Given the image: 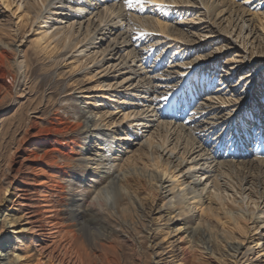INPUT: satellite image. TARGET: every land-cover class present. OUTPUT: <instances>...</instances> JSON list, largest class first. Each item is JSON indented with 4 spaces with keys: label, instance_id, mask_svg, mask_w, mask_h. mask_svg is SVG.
Masks as SVG:
<instances>
[{
    "label": "bare ground",
    "instance_id": "1",
    "mask_svg": "<svg viewBox=\"0 0 264 264\" xmlns=\"http://www.w3.org/2000/svg\"><path fill=\"white\" fill-rule=\"evenodd\" d=\"M19 2L14 10L12 9L14 1L0 0V4L13 11V15H17L20 20L15 26V31L23 32L21 36L23 41L26 34L31 31L38 35V39L33 44L39 53L46 54L51 60L52 67L56 66L59 69L58 67L64 62H69L72 65L70 73L84 68L83 72L87 76L92 74L89 65L97 66L101 73L107 75L119 72L115 71L119 67H125L124 70L127 72L121 79L108 75L112 78L109 82L105 80L98 82L97 87L106 88V92L101 93L100 96L111 101L109 107H113V110L109 107L98 108V102L102 101L100 98L95 99L96 106L90 107L95 97L93 94L87 95L83 107L74 103L69 105L68 102L71 100L75 102V98L62 100L67 101L68 105L58 111L63 115L57 125L61 128L51 126L49 132L59 135L62 140L56 138L57 146L65 151L72 150L73 155L65 157L63 156L66 155L65 153L56 149L57 155L46 164L50 172L42 167L39 168L41 164L37 161L45 157L33 152L35 151L34 148L32 149L35 144L33 137L36 134H31L27 129L17 146L15 144L11 159L22 152L25 156L15 166L11 165L13 162L10 161L5 169L4 175L9 182L0 193V214L3 210L1 206L5 202L4 197H10L6 200L5 206L7 211H16L18 218L14 219L13 216V220H10L9 215L5 213L4 222L10 227L19 223L21 229L14 230L12 236L16 244L12 251L14 259L10 262L9 257H6L9 260L6 264H144V262L172 264L164 256V253H167L164 242L181 231L184 233L183 238H187L193 248L199 247L215 257L216 251L226 252L221 250L228 245L233 250H237L236 252L241 250V244L235 246L230 242L236 239L239 241L242 236L245 239L252 232L248 227L250 221L255 220L254 225L257 223L253 227L254 231L257 230V234L260 232L264 234L260 226L262 222H258V219H261L260 215L258 218L256 210L246 208L245 204V201L251 200L256 205L258 203L254 200L264 197V132L255 136L256 143L252 144V147V135H255L253 131L255 128L259 130L260 126L258 111L257 108L254 109L253 117L249 110H241L244 102L249 100L258 102V96L250 99L252 95L250 97L244 95L247 92L244 91L246 88L244 89L243 85L234 86L230 70L223 72L224 75H219V79L212 77L218 74L215 70L218 64L211 60L213 54L202 50L194 39L190 40L188 33L180 26L182 22L176 24L178 9L174 7L181 4V0H151L143 5L142 11L139 5L129 9L125 0H20ZM254 2L256 5L251 9V4ZM183 3L187 7H202L204 18L214 25H217V20L222 24L221 19L228 15L225 18L227 20L217 29H221L223 32L221 34L224 35H230L232 30L239 31L236 32L237 39L239 36H244V39L242 38L244 56L240 59L244 64L251 66L258 60L264 61V0H247L244 5L236 0H184ZM60 7L62 10L58 9ZM150 10L157 12L154 14L157 18L149 16ZM252 10L253 19L246 20V14L251 13ZM64 11H69L71 16L66 23L63 22L65 20L63 17L54 16L60 14L62 16ZM45 14L53 15V21H60L61 27L49 33L42 26L36 27L37 22ZM123 20L127 21L126 27L121 24ZM226 23L227 26H224ZM149 31L164 34L168 39L173 37V42L179 43L181 40L185 45L175 44V52L177 55L184 53L189 55L188 57H196L187 62L192 70L207 63L202 69L198 68V77L192 78L190 75L180 74L178 76L175 73V76L164 74L165 70L160 72L163 60L156 57V48L148 45V42L154 39L148 41V36H151ZM4 32L0 28V79H12L14 85L5 82L0 84L2 99L18 94L20 89H17L21 86L23 77L22 69L25 67L20 61L18 46L13 47L12 41L4 38ZM232 43L235 41L229 39L228 44L223 45L221 49L232 47ZM80 45L86 49L82 54L88 52L85 60L83 57L75 58L72 55L73 52L78 51ZM186 45L193 47L195 56H191L187 48L184 49ZM11 52H15L17 57H12ZM143 54L145 58L142 62L146 65L145 68L150 65L149 69L146 68L150 72L130 66L131 61L139 60ZM239 55L242 54L239 52ZM182 66L184 69L185 66ZM211 72H213L211 78L206 81V74L210 76ZM149 74L159 77L161 86L170 88L173 93L162 92V88L153 84L154 81L151 80L152 76L148 77ZM95 77L98 75L95 74L91 78ZM256 78V71H252L246 74L244 82ZM215 81L220 82L218 93L222 97V103L229 105L235 103L236 112L241 110L239 112L241 115L238 118L239 113H237L236 119L244 126V133L239 126L228 127L229 115H234L235 110L227 115L226 109L207 102H199L195 98V95L200 93L198 85L201 84L203 90L206 87L205 83L215 84ZM125 83H130L129 88L127 87L128 89L126 88L121 94L118 93L119 91L116 92L119 88H125ZM111 86L115 88L113 95L110 92ZM179 88H181V98L178 96L179 91L177 92ZM130 93L138 100L146 97L150 100L141 102V105L139 103L140 109H132L131 106L133 111L124 113L123 118L119 117L118 113H121L120 109L129 99ZM259 95L264 99V86L260 88ZM173 97H177L180 103H177V99ZM244 98L249 99L245 101ZM144 104L146 106H143ZM153 104L161 106L157 111L158 114L156 113L159 115L158 124L156 127L153 126L157 132L155 137L152 134L150 138L142 141V138L137 136V126L126 128L125 124L129 126L133 119L140 118L144 114L151 113L154 116L156 108L150 109ZM196 104L197 108L194 112ZM254 106H258V103ZM259 109L262 110L261 107ZM259 115L262 114L259 112ZM142 120L146 122L147 119ZM173 123L177 124L174 132L177 142L170 149L175 152L180 142H183L185 148L182 157H174L175 153H169L170 149L167 151L168 144L173 143L170 142L169 135L174 128ZM250 125H253V130L247 128ZM30 126L28 128H31ZM204 126L206 130L201 129ZM114 128L115 131H112ZM67 135L71 136L67 137ZM138 138L141 141L136 142ZM80 139L87 142V146H80ZM114 139L122 141L120 144L127 151L126 153L132 155L126 156L123 153L120 158L114 157L113 155L119 150ZM69 144L76 145L77 152ZM90 146L92 147L89 148ZM50 151L52 150H45L44 155H49ZM190 153L195 156L192 159L194 164L216 168L224 177L225 184L238 194L242 195L244 192L246 195L245 189L248 188L250 193L246 195L247 199L241 202L231 201L234 205L231 206L225 201L228 198L224 200L217 194H211L208 198L209 203L203 207L207 199H204L199 191L205 188H200L195 182V174L191 173L192 168L187 164L185 155ZM120 160L121 165H116ZM59 161L70 163L68 170H64L65 168L62 170ZM200 162L203 164L200 165ZM52 166L56 167L52 168ZM37 170H40L41 174L34 177L38 174ZM184 174L185 179L180 181L179 177ZM139 185L140 188L142 185L147 187V199H143L140 193L138 194L140 189L137 192L135 187ZM216 186L222 189L218 185V179ZM165 190V197L161 198ZM158 196L162 199L163 205L156 206L159 217L152 223L153 220H148L155 211ZM197 207L202 209L200 215L195 214ZM160 220L164 221L163 225L159 224ZM175 220L183 222V225L178 227ZM4 226L5 224L2 227ZM5 234L2 228L0 252L4 248L2 239ZM174 242L168 240L167 245H171L172 248ZM257 242L261 243V239ZM137 245L144 250L139 252ZM128 252L134 258V262L128 256ZM222 253L219 254L222 255L223 260ZM1 257L0 262L3 259Z\"/></svg>",
    "mask_w": 264,
    "mask_h": 264
},
{
    "label": "rangeland",
    "instance_id": "2",
    "mask_svg": "<svg viewBox=\"0 0 264 264\" xmlns=\"http://www.w3.org/2000/svg\"><path fill=\"white\" fill-rule=\"evenodd\" d=\"M12 1H14V5H13L12 9L15 10L14 7L16 6L17 3L18 4L20 3L19 2L20 0H12ZM183 1L184 0H181L182 3H183ZM236 1H238L242 5L246 4L245 1L247 2V0H236ZM182 3L178 4V5H176V7H174L175 9H178L176 11V18L178 19V21H176L177 22L176 24H179L180 22H182V23H180V26L182 27L183 30H185L186 33H188V36L191 38L190 40L194 39V41H196L195 43H197V45L200 48H202V50L207 51V53L213 54V58L211 60L216 61V64H218V65H216V69H215L218 72V75H224L223 72H226L227 70L232 71V77H233L232 82L234 81L233 82L234 86L237 84H239L240 86L243 85V88L244 89L246 88V90H244V91L247 92V94H244V95L247 97H250L252 95V97L250 99H253L254 98L253 96H258V99H257L258 102L257 101L251 102L250 100L248 102H244V104L246 106L250 107L249 112H251L250 114L254 117V113H255L254 109L255 108H257V111H258L259 107H261L262 109L264 108L263 105L260 104L262 101H264V99L261 97V95H259L260 88H262L264 86V61H263V59L258 60V62L252 66L247 64V63L244 64V61H242L240 59L241 56H244V53H243L244 52V44H242V41H243L242 38L244 39V36H239V38L237 39V35H238L237 33L239 31L233 32V30H232V33L230 35H224V34H221V33H223L221 31V29H217L219 25L220 26L223 25V23L227 20L225 18H227L228 15H225L221 19V20H223L222 24L220 23V21L217 20L216 21L217 25H214L213 22H210V21H208V19L206 20L204 18L205 16L203 15L204 13L202 12L204 10L202 7H200V6H188L187 7L184 3L183 4ZM255 5H256L255 2L252 3L251 9H253ZM242 8H244V6ZM58 9L62 10L61 7ZM155 12L156 11L150 10L149 16L151 18H154V17L157 18V16L154 15L157 13V12L156 13ZM47 15L48 14H45L41 17V19L37 22L36 27L42 26L43 29H46L48 31L47 33L58 30L62 25L60 23V21L54 22L53 21V18H54L53 15H50V16H47ZM252 15H253V10L251 13L246 14V20L253 19ZM54 16L61 17V18L63 17L65 19L63 21L64 23H66V20H68V18L71 17L69 11H66V12L64 11V13H62V16H61V14L60 15H54ZM222 16H223V14H222ZM61 18H59V19L61 20ZM235 19H236V17H235ZM19 21L20 20L17 18V15H15V16L13 15V11L5 8V6H2L0 4V28L5 31L4 32L5 34H3L4 38L7 41H12L11 43H13V45H14L13 47L18 46V48L20 50V57H21L20 61H22L24 63V66H25L24 69H22L23 77L21 79V82H22L21 86L17 89V90L20 89L19 90L20 93L18 92V94H14L13 97H7L5 99H2V94L0 93V119H1L0 120V193H1L2 189H4V187H6L8 185L7 182H9V180L4 175L7 165L11 161V162H13L11 165L15 166V164H17L22 159V157L25 156L24 155L25 153L22 152L19 156H17L16 158H13V160L11 159L12 153L15 151L14 147L17 146L19 139L25 134L27 129H29L31 134H36L35 137H33V142H35V144L32 147V149L34 148L33 150H35L33 152H35L36 154H39L42 157H45L43 160L37 161L41 164V166L39 168L42 167L47 172H50V169L47 168L46 164H47L48 160H52L57 155L56 149H59L63 153H65L66 155H63L65 157H68V155H73L72 150L65 151L59 145L57 146L56 138L57 139L60 138L59 140H62V138L59 135L58 136L53 135V133L49 132L53 126L56 128L60 127V126L57 127V125L59 124L60 119L63 118L62 117L63 115H60L61 113L58 111H60L59 109L61 107L68 105L67 101L66 102H63V101L66 99L71 100L70 98H75L76 101L75 102H73L72 100L69 101L68 102L69 105H70V103H74L75 105L83 107V106H85L84 104H85V101L87 99V95L93 94V95H95V97H94V101L92 100L93 102L90 103V105H89L90 107L96 106L94 103L95 99L100 98V100H102V101L98 102L99 103L98 108H101V109L108 108L111 101H109V100L107 101V99H103L100 96L101 93L106 92V90H105L106 88L103 89L104 87L103 88L97 87L98 82L104 81V80L109 82L112 79L111 77H113V76H117L118 78L121 79L127 72V71L125 72V70H124L125 67L124 68L119 67L115 71H119L120 73L116 72L114 74H108L109 76H111V77H109L107 74L101 73L97 66L89 65L88 67L90 68V71L92 72V74L87 76L83 72L84 68L79 69V71L77 70L75 72L70 73L71 69H72V65L69 62H64L61 66L58 67L59 69H57L56 66L52 67L51 66L52 65L51 60L47 58L46 54L39 53L33 44V42H35V40L38 39V35L36 33H32V31L30 33H27L26 38L23 41L21 39L23 32H20V31L16 32L15 31V26L17 25V23ZM126 23H127L126 20L121 21V24L125 27L127 26ZM224 26H227V23ZM219 31H220V33H217ZM130 32L134 33L131 30H130ZM157 33L154 31H149V34H151V36H148V41H150L152 38H154V39L151 40L152 42L151 41L148 42V45L156 48V51H157L156 57L162 58V60H163L162 65H166V67H164V68L161 67L160 72L165 70L164 74H173L174 76H175V74L176 75L178 74V76H179V74L181 76L182 75H184V76L190 75L192 78L198 77V75H197V73H199L198 68L202 69L203 67L206 66L207 63L202 64V65H200L197 68L192 70L190 68L191 66L187 65V62L195 59L196 57L195 58L188 57L189 55H184V53H183V55H181V54L177 55L175 52L176 51V47H175L176 45L175 44H179V43H180V45H185V44L181 40L179 43L173 42V40H174L173 37L168 39V38H166V35H164V34L160 35L159 32H157ZM212 33H216V34L212 35ZM164 37H165V39H164ZM229 39L232 41H235V43H232V47H223V49H221L223 45L228 44ZM22 41H23V43H22ZM156 44H158V45H156ZM168 46H170V47H168ZM185 48H187L188 53L191 52V54H192L191 56H193V55L195 56V51H194L192 46L186 45V46H184V49ZM220 49L222 52H220ZM85 50H86L85 47H82L80 45L78 47V51L73 52V54L72 53L71 54L75 58L83 57V59L85 60L86 56L88 55V52L87 53L85 52L82 54V51H85ZM122 51H124V48H122ZM235 52H237V53H235ZM239 52L242 55H239ZM15 54H16L15 52H11V56L16 58L17 54L16 55ZM183 56H185L184 57L185 59L182 58ZM144 58H145V55L143 54V56H141V58L139 60L134 61V62L131 61L130 66H133V67L135 66V67L142 69L143 71H149L150 72V70H147L145 68V66H144L145 64H143V62H142V60ZM199 60H201V59H199ZM185 62H186V64H185ZM202 63H203V61H202ZM111 64H113V63H110V65ZM182 65L185 66L184 69H183ZM185 68H187V69H185ZM188 68H190V69H188ZM53 70H55V71H53ZM252 71H256L257 78L253 79V81H251V79H248V80L245 79L246 82H244V78L246 77V74H248L249 72H252ZM51 73H53V74H51ZM54 74H55V76H53ZM95 74L98 75V77H95L92 79L91 77ZM150 76H152V78ZM148 77L154 81L153 84L155 86L162 88V90H161L162 92L164 91L167 94H171V92H172L171 89L170 88H164L163 86H161V83H160L161 79L159 77H156L155 74H149ZM218 79H219V77H218ZM2 80H4V81L2 82ZM4 82H5V84H8V85H12V84L14 85L13 80L9 79V78H1L0 79V84H4ZM17 83H18V81H17ZM17 83H15V84L17 85ZM261 83H263V85H261ZM125 84H126L125 88L124 87L119 88L120 90L117 89L116 92L119 91L118 93H120V94L123 91L125 92L126 88L127 87L129 88L130 83H128V84L125 83ZM171 86H174V85H171ZM205 86L206 87H205V89H203L204 90L203 91V90H201V84H200V86L198 85V89H199L200 93H199V95H195V98L198 99V101L200 100V102H202V103L207 102V103H210L211 105H215L216 107L224 108L227 110V115L230 114L231 111L235 110L234 115L233 114L229 115L230 119L235 117V115H237V113H239L241 110L244 109V106H243V108L239 112H236V108H237L236 105L237 104L234 103V104L229 105V104L222 103V100H221L222 97H220V93H218L220 90L219 85L215 88V84H210V83L206 84L205 83ZM90 88H92V89H90ZM114 91H115V88H113V86H111L110 92L112 93V95H113ZM203 95H205V99H202L203 100L202 101L201 98L203 97ZM114 96H117V95H114ZM117 98H120V97H117ZM128 98L129 99L126 100L125 104L122 105V109H120L121 113H118V114H120L119 117L122 116V118H123L124 113H128V111H130V110L133 111L132 110L133 108L138 109L139 106L142 104L141 102L150 100L147 97L138 100L135 97V95L131 94V93L128 95ZM248 99L249 98H244L245 101H247ZM83 101H84V103H83ZM134 102L136 103L135 105H134ZM178 102L180 103V101H178V99H177V103ZM64 103H66V104H64ZM139 103H140V105H138ZM257 103H258V106H254V105H257ZM131 106H133L132 109H131ZM143 106H146V104H144ZM160 107L161 106L158 104H155V105L153 104V106L150 109L152 110V108L153 109L156 108V110L154 112V114H155L154 116H152L153 114H151V113L144 114L143 115L144 117L141 116L140 118L133 119L131 121L132 124H130L129 126L127 124H125V127L126 128H129V127L132 128V127L137 126V129H138L137 136L142 138V141L150 138L152 136V134H153V136L156 135L157 131L155 130L154 127H156V125L158 124L157 118L159 115H156V113H157V111H159ZM109 108L112 109L113 107H109ZM145 108H146L145 110H147V107H145ZM157 108H158V110H157ZM137 111H139L140 114L142 113V111L140 112V110H137ZM160 112H162V110ZM160 112H159V114H160ZM240 114L241 113H239L238 116H240ZM145 118L147 119L146 122H144L142 120ZM155 119H156V121H155ZM154 123H156V124H154ZM250 124H252V122H250ZM29 125H31L30 126L31 128H28ZM175 125H177V124L173 123L172 126H174V128H173L174 130L172 129L170 132L171 134H169L171 136L170 142L171 143L173 142V143L168 144L167 151L170 148L172 149L173 144H175L177 142L176 138H175L176 133H174V132H176L175 129L177 128V126H175ZM232 126H234V127L239 126V128L244 133V126L242 125L240 120L236 119V121L232 124ZM228 127H229V125H228ZM247 128H249L250 130H253V125H250V127L248 126ZM201 129L206 130L207 128H205V126H204ZM40 131H42V132H40ZM112 131H115V128ZM160 131H161V129H160ZM253 132L255 135H252L251 146H252V144L256 143L255 136L256 137L259 136V130L257 128H255ZM38 133L40 135H38ZM69 136H71V135H67V137H69ZM78 138H79V136H78ZM36 140H38V141H36ZM114 141H116V144L118 145L117 148L119 149L113 155L114 157L120 158L123 153L126 154V156L132 155V153H126L127 151L120 144V143H122V141L119 142L116 139H114ZM138 141H141V139L138 138L136 140V142H138ZM181 143H182V145H181ZM15 144H16V146H15ZM39 144H41V145H39ZM80 144H81L80 146L85 147V146H87L88 143L85 142L84 140H81ZM69 146H72V145L69 144ZM72 147H73L74 151L77 152L76 145H73ZM91 147L92 146H90L89 148H91ZM180 147H183V149ZM184 148H185V145L183 144V142H180V146L178 147V149L174 150L175 152H172L171 149L168 152L169 153L171 152L173 154L175 153V155H173L174 157L175 156L176 157H182ZM48 149L52 150V151L49 152V155H44V151L48 150ZM176 151H177V153H176ZM51 152H53V153H51ZM185 157L187 158V164L192 168L191 173L195 174V176H194V179H196L195 182H197V184L199 185L200 188H202V187L205 188L204 190L199 191L200 194L204 197V199H207V201H208V202L206 201L204 203L203 207L206 205V203H209L208 198L211 194H217L223 199L228 198L227 200H225V199L224 200L227 201V204L231 205V206H234V205H232L231 201L241 202L242 200L247 199L246 195L248 193H250V191H248V188L245 189L246 195H244V192L242 195H240L237 192H235V190L231 189L228 185L225 184L226 182H225L224 177H222V175L216 170V168H209V166H207V165L206 166H199V165L194 164L193 163L194 161H192V159L195 156H192L191 153L186 154ZM196 162H198V161H196ZM58 163L60 165V168H62V170L64 168H65L64 170H68L67 168H69L68 166L70 163H67L65 161H59ZM202 164L203 163L200 162V165H202ZM116 165L120 166L121 160L119 162H116ZM55 167L56 166H52V168H55ZM37 171H38V174H37V176H34V177H38V175L41 174V172H39L40 170H37ZM184 176H185V174L183 176H180L179 180L182 181L183 179H185ZM219 176H221V177H219ZM217 179H218V185H220V187H222V189H219L216 186ZM166 181H168V180H166ZM140 186L141 185H139L138 187H135L137 192L140 189L138 194L140 193L139 195L143 199H147V196H146V194L148 195V192H147L148 189H146L147 187H144L145 185H142V187L140 188ZM226 188H227V191H225ZM163 192L161 194L162 195L161 198L165 197L164 194H165L166 190ZM6 197H4V199H3V201L5 200V202H3V205L1 204L2 205L1 207L3 208V210H2V213L0 214V218H1L0 219V230H2V228H3V231L6 233L2 239L3 240L2 244H4V248L0 252V257L2 256L1 259L3 258L2 262H0V264H6V263H8L9 260H10V262H13L14 257L12 256V251L14 250L16 244H14L15 240H14V238L12 239V236L14 235L13 233H14L15 229L16 230L21 229V224H19V223H15L12 225V227H10V225H7L4 222V220H5L4 214L5 213H7L9 215L10 220L14 217H15L14 219L18 218V215H16V211H14V210H8L7 211L5 204H6V200H9L10 197H7V198ZM161 198H160V196H158L156 198L157 200H156V204L154 207L155 211H153V213L150 216V219L148 220V221L153 220L152 223H154V220L159 217V214L157 213L158 211H156V206L157 205L158 206L163 205V201ZM254 201H256L258 204L254 205L251 200L245 201L246 208H251V209L256 210V214L258 215V218L261 217V219H258L259 220L258 222H262V223H260V224H262V225H260L262 227L261 230L264 231V214H262L264 212V197L262 199L254 200ZM201 210H202L201 207H197L195 214L200 215ZM220 213H222V212H220ZM259 215H260V217H259ZM254 221L255 220L248 222V227H249V229H251L252 232L247 237H245V239H244V236H242V239H238L239 241H236L237 240L236 239L235 241L230 242L231 244L234 243L235 246H239L241 244L240 245L241 250L239 249L238 252H236L237 250H233L228 245L226 248L221 250V251H226V252L222 253V252L216 251L215 255H217V256L216 257L212 256L208 252L206 253L205 251L201 250L199 247H195L193 245L196 249L193 248L192 245L189 244V240L187 238H183L184 233H183V231H181L175 236L172 235L173 237L168 238L164 242V243H166V245H164V248L167 251V253H164V256H165V258L167 257V261L170 260L172 262V264L173 263L174 264H264V250H263L264 234H261V232H260V234H257V230L254 231L253 227L256 226V224H257L256 223L254 225ZM256 222H257V220H256ZM4 224H5V226L2 227ZM159 224L163 225L164 221L160 220ZM176 224H178V227H181L183 225V222L176 221ZM258 239H261V243L257 242ZM168 240H170V242L175 241L172 248H171V245L168 244L170 247L167 245ZM128 244H130V243H128ZM257 244H260V245H257ZM138 246L139 245H137V247ZM7 247H8V249H7ZM138 249L140 250L139 252L144 250L142 248L140 249L139 247L137 248V250ZM145 252L146 253L148 252V247H147V250L145 249ZM169 253L171 254V256ZM219 253L223 254V256H224L223 260L221 258L222 255ZM231 253H232V255L230 256ZM132 254H133V251H132ZM175 254H178V255L176 256ZM227 255H229L230 257L229 256L227 257ZM128 256L131 258V260L133 262L135 261L134 258L132 256H130V253L128 254ZM6 257H9V260L6 259ZM168 257H169V259H168ZM225 257H226V259H225ZM144 264H145V262H144Z\"/></svg>",
    "mask_w": 264,
    "mask_h": 264
},
{
    "label": "snow or ice",
    "instance_id": "3",
    "mask_svg": "<svg viewBox=\"0 0 264 264\" xmlns=\"http://www.w3.org/2000/svg\"><path fill=\"white\" fill-rule=\"evenodd\" d=\"M151 2V0H125V4L129 9L136 7L137 5L140 6L141 11L143 10V5L145 3ZM158 7H163V5H157Z\"/></svg>",
    "mask_w": 264,
    "mask_h": 264
},
{
    "label": "built area",
    "instance_id": "4",
    "mask_svg": "<svg viewBox=\"0 0 264 264\" xmlns=\"http://www.w3.org/2000/svg\"><path fill=\"white\" fill-rule=\"evenodd\" d=\"M261 82V81H260ZM261 85H263V83H261ZM261 105H263V107H264V102L263 103H260ZM250 109V107H248V106H246L245 104H244V111L245 110H249ZM259 112H260V114H262V115H259ZM257 116H259V119H260V122H262V125L259 127V129L261 130V128L262 129H264V108L262 109V110H260V111H258L257 112ZM258 119V120H259Z\"/></svg>",
    "mask_w": 264,
    "mask_h": 264
}]
</instances>
